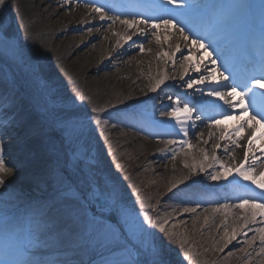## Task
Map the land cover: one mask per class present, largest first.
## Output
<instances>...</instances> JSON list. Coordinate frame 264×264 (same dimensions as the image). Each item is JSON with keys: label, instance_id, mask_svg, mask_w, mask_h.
Wrapping results in <instances>:
<instances>
[{"label": "snow or ice", "instance_id": "1", "mask_svg": "<svg viewBox=\"0 0 264 264\" xmlns=\"http://www.w3.org/2000/svg\"><path fill=\"white\" fill-rule=\"evenodd\" d=\"M73 3L76 8L83 6L88 9V17L92 20L98 18L109 22L107 26L110 29L117 23L121 26L120 31L113 33L119 37L115 45L117 49L125 44L129 47L135 45L143 55L148 41L133 40V37L151 34L163 49L159 29L165 30L164 41L169 39L168 30L174 29L179 34V40L170 45L169 50L158 53L156 58L163 60L164 68L157 69L148 88L151 93L160 92L156 99L161 103L164 99L171 102L164 105L159 113L164 119L155 121L157 127L166 131L155 133L153 138L160 136L162 138L157 139V143L166 148L171 146L173 159L181 152L186 157L191 156V162L185 159L183 164L188 169L187 174L179 179L174 178L167 185V193H171L169 199L179 198L184 193L185 189L181 185L191 187L188 181L192 185L200 183L193 178L202 174L208 181H224L234 189H241L242 195L231 203L224 202L212 209L214 213H221L225 217L217 229L218 233L222 230L223 234L213 238L212 246L214 250L222 252L240 235L244 239L237 242L246 247L239 250L244 253L248 264L253 255L264 258V227H250L264 225V159L258 157L254 149L257 139L264 144V131H261L264 130V91H260L264 89V48L259 60L253 61L252 73L243 82H236L237 77L229 69L227 61L220 65V56L213 57L209 51L213 48L214 33L209 31L205 36L200 30L193 32L186 29L184 21L192 24L191 17L197 11V5L192 0H158V7L164 14L151 18L146 13L121 10L124 5H97L94 0H60V6L67 5L69 9ZM16 6L15 0H0V48L13 50L18 62L28 65L31 79L37 80L39 76L36 66L25 59L23 38L13 31L14 24L19 27L18 16L14 17L10 11ZM260 9L264 15V0H260ZM92 30L89 28V33ZM181 43L188 49V54L182 56L177 71L176 53L181 52ZM193 48L197 52L207 53L209 62L206 63L201 56L199 62L194 63ZM147 51L151 52V49ZM169 62L172 73L168 71ZM201 64L204 72L186 79L190 71L199 73ZM169 81H181L178 87L185 89V92L168 94L165 86L168 89L177 87V84H170ZM257 97L260 102L254 103ZM76 99L83 102L86 97L81 93ZM72 103L75 106V100ZM104 111L106 109L95 106L91 107L90 112L82 114L69 109L55 86L47 81L34 92L28 80H9L7 76L0 78V189H3L0 191V200L21 201L26 196L13 183L6 184L5 178L12 176L14 170L20 173L18 179L25 178L32 191L40 193L39 211L29 214L26 228H15L18 239L22 232L27 233V241L20 250L23 258H15V253L6 249L0 251V264H172L169 259L170 244L179 245L184 260H193L194 250L189 246L187 237L175 231L177 225L173 223L169 228V217L154 220L147 211L140 213L132 205L121 204L115 181H112L109 196L98 199L99 193L95 187L101 182V161L98 154H92L89 141L94 131L93 122L97 126L109 123L110 117L101 118L100 114ZM224 120H234L237 124L232 131H228L220 127ZM166 121L174 122L170 130ZM197 121L212 130L208 132V140H203V131L196 137L202 144L212 140L216 136L215 130L219 128L217 139L234 145L232 154L227 155L230 163L216 154L221 148L219 143L213 145L211 152L202 147L195 154L185 151L193 148L188 137L197 126ZM112 126L117 127V124L113 122ZM246 130V150L243 158L235 162V149L243 147L240 134ZM258 131H261L259 138L256 135ZM169 136L179 138H167ZM12 138L16 139L23 157L21 167L5 163L4 141ZM104 139L111 148L109 138L105 136ZM258 150L264 154V147ZM160 151L163 153L165 148ZM223 153H229L227 145ZM117 167L123 170L122 165ZM25 169L29 170L27 176H24ZM233 174L236 179L230 180ZM138 202L142 209L154 208L152 205H144L142 201ZM233 209L247 211L238 213L230 224L228 213ZM109 211L114 214L105 215ZM197 211L196 207H185L181 214H196ZM208 219L204 217L205 227H208ZM151 229H158L163 237H157ZM249 232L254 233L250 239ZM50 244L63 249L60 258L45 259L37 255V250L49 247Z\"/></svg>", "mask_w": 264, "mask_h": 264}, {"label": "bare ground", "instance_id": "2", "mask_svg": "<svg viewBox=\"0 0 264 264\" xmlns=\"http://www.w3.org/2000/svg\"><path fill=\"white\" fill-rule=\"evenodd\" d=\"M123 1L133 2V0ZM194 3L196 4L197 2ZM15 4L17 6L13 7L12 14L14 17L18 16V23L19 25L21 24L19 29L21 31L17 27H14V30L18 33L19 37L22 35L28 40L25 43V48H23L24 56L28 62H33L28 55L29 50L34 52L35 59L37 58L34 62L39 67L37 73L42 82H45L43 81L45 80L43 74L45 71L40 62L45 58L51 67L49 82L56 80L61 83L58 86V93L65 101L76 99L82 92L86 97L82 105L84 108L90 110L91 107L95 106L106 109V111L100 114L101 118L109 115L107 111L112 105L117 109V112L124 115L123 118H119L116 121L117 127H109L104 134V137L107 136L111 142L121 146L119 158H121L122 162L127 164H148L151 162L156 176H159L162 181H166L167 184H170L174 178L179 179L181 176L187 174L188 169H185L183 164L185 159L191 162V156L186 157L184 152H181L173 159L171 146L166 148L165 145L157 143V139L162 138L160 136L153 138L155 133H162V131H153L151 128L146 127V125L141 127L134 122V117L136 116H143L152 121L163 120L164 118L159 113L164 105L171 103L167 99H164L163 103H161L159 99H156L160 95V92L151 93L148 91V88L153 82L152 78L156 76L157 69L163 70L164 68L163 60L156 58L158 53L161 50H169V46L174 45L179 40V34L174 29L168 30L170 35L167 41H164L165 30H158L163 43V49H161V45L155 42L151 34L133 37V40L148 41L145 43L146 51L141 55L138 47L135 45L129 47L128 44H125L124 47L117 49L115 45L119 37L113 33L120 31L121 26L117 23L110 29L107 26L109 22L100 21L98 18L92 20L88 17V9L83 6L76 8L73 3L70 9L67 5L61 7L60 0H15ZM207 16L208 14H205L203 18ZM89 28L93 29L91 33L88 31ZM148 49H151V52H148ZM214 49L215 47L209 51L212 52L213 57H216L218 56L217 50ZM186 54H188V49L181 43V52L176 53L177 71L179 70L182 56ZM201 56H203L206 63L209 62L207 53L197 52L193 48V62L198 63ZM39 59L40 61H38ZM219 64L223 65L221 60ZM27 67L28 65L24 66V68ZM210 67L214 66L210 65ZM168 71L170 73L173 71L171 62H169ZM203 72L204 67L201 64L200 72L190 71L189 77H186V79L199 76ZM169 83L177 84V87L168 89L165 86L168 94L175 95L185 92V89L178 87L179 83H182L181 81H169ZM89 100L91 103H89ZM212 114L215 115V113ZM240 122L242 123L243 121ZM165 123L169 126H174V122L166 121ZM236 124L237 122L234 120H224L220 127L232 131ZM196 125L190 131L188 137L193 148L186 149L185 151L195 154L197 149L202 147L211 152L213 145L219 143L221 148L216 151V154L221 156V159L225 160L226 163H230L231 161H228L227 155L232 154L234 145L217 139L220 129L215 130L216 136L212 140H209L207 144H202L201 140L196 137H199V133L203 131V140H208V132L212 130L203 126L200 121H197ZM261 131L256 133L258 138L261 135ZM240 135V143L243 147L235 149V162H239L243 158L246 150L247 130ZM4 143L6 165L21 167L23 157L18 150L16 139H5ZM225 145L229 147L228 154L223 153ZM176 147L179 150L178 146ZM260 147H264V144L257 139L254 142L256 155L264 159V154H261L258 150ZM162 148H165L163 153L160 151ZM15 158H18V160ZM156 160H158V163H155ZM256 163L259 164L260 161L257 160ZM28 171V169L24 170V176H27ZM18 176H20V173L14 170L13 175L5 179L19 187H31L25 178L21 177L18 179ZM193 179L205 182L206 184L209 183V185L204 186L206 189H203L199 184L191 187L180 186L186 187L190 191H197V194H199L195 197L197 203L194 202L198 211L196 214L191 215L196 216L197 221L204 219L205 216L209 218L208 229H205L203 234H200L197 241L198 245L205 246L208 232L212 231L211 228H214L218 235L223 234L222 230L218 233L217 229L225 217L221 213H214L212 211V209L218 207L215 204L221 201L226 202V200H229L228 202L231 203L237 197V194H235L236 191L229 193L232 185L224 181H208L204 174ZM229 179H236L235 175L233 174ZM187 183L190 184L192 182L188 181ZM209 203L214 205H210ZM181 207L183 209L186 206L180 205L176 209L175 207L170 208L171 210L165 215L163 214L160 219L166 216L171 219L178 218L182 212L179 213L177 210H181ZM206 208L208 209L207 212L204 211ZM246 211V209L230 210L228 213L229 223L232 224L234 222L233 218L238 213L243 214ZM257 219L259 220L260 217H257ZM180 223L184 225V222L181 221ZM179 226L182 225L179 224ZM255 226L264 227V225H250V227ZM168 227L171 228L172 225L168 224ZM182 230H185V227ZM191 237L190 234L189 239ZM257 244L259 245V239H257ZM226 264H231V259H228Z\"/></svg>", "mask_w": 264, "mask_h": 264}, {"label": "rangeland", "instance_id": "3", "mask_svg": "<svg viewBox=\"0 0 264 264\" xmlns=\"http://www.w3.org/2000/svg\"><path fill=\"white\" fill-rule=\"evenodd\" d=\"M12 10L13 8L10 10L11 13ZM13 31L15 32L14 28ZM20 37L23 38V49L25 48V43L28 40H26L22 35H20ZM28 57L33 61H29L28 63L35 64L37 71L39 67L34 62L37 59H35L34 52L29 50ZM38 61H40V59ZM40 65L44 68L45 71V73H43L45 80L43 81L49 82L51 69L50 64L44 58L40 62ZM24 66L26 65L18 62V60L16 59V53L13 50L0 48V78L7 76L9 80L19 79L22 82L28 80L31 84V90L35 92L39 89L43 82L40 78L37 80H32L30 77L29 67L24 68ZM49 83L53 84L57 91H59L58 86L61 84L59 81L52 80ZM73 100H75V106H73ZM62 101L65 102L66 106L69 109H73L77 113L82 114L84 112H90V110L82 106L83 102L79 101L78 99L65 101V99L62 98ZM107 113H109V115L105 116L104 118L110 117L109 123L107 125L101 124L97 126L93 122L92 127L94 131L92 132L89 141L92 154H98L101 161V182L95 187V191L99 193L98 199H103L104 197L109 196L112 190V181H115L116 189L121 197L120 203L132 205L135 207L136 211L140 213L147 211L150 215L153 216L154 220L160 218L163 214L165 215L171 210L170 208L173 207H175V209L180 205L189 208L195 207L194 202L197 203L195 197L199 194H197V191H190L188 188H185L184 193H181L179 198L169 199V196H171V193H167V185L169 184H167L166 181H162L159 176H156L152 169L153 164L151 162L148 164H127L122 162L121 158H119L121 146L111 142V148H109V143L104 139V134L109 127H113V122L116 123V121L119 118H123L124 115L120 112H117V109H115L113 105L108 108ZM92 115L94 116L95 114L93 113ZM144 118L145 117L143 116H136L134 117V122L141 127H143V125H146L147 127L156 128L155 123H150L149 120ZM113 157H115V159ZM15 159L18 160V158ZM155 163H158V160H156ZM117 165H122L123 170L121 168H118ZM7 183L11 182H8L6 180V184ZM24 184H26V182H24ZM197 184H199V186L201 187L209 185V183L206 184L205 182H200ZM189 185L193 186L192 183H190ZM13 186L18 190L26 193V196L21 201L0 200V251L11 249L15 253V258L22 259L23 257L20 254V250L23 243L27 241V233L22 232L21 238L18 239L17 235L15 234V228H26L28 224L29 214L39 211L40 193L33 192L31 187H19L14 184ZM137 190H139L138 195ZM0 191H3V189H0ZM235 191H237L235 193L237 194V197L242 195L241 189H234L233 187L229 190V193H234ZM138 201H142L146 206L152 205L154 206V208L145 207L142 209L141 204ZM157 201H159V203H157ZM228 201L229 200H226V202ZM224 202L225 201H221L218 204H215V206H220V204ZM182 210L183 209L181 207V210L177 211L181 213ZM5 218H7V223L5 222ZM181 221L184 222V225L180 223ZM173 223L177 225L175 231H177L178 235L187 237L188 244L193 248L194 251L193 260L190 262L188 260H184V254L180 251L178 244H170L169 247L171 248V252L169 254V259L172 261V264H206V262L207 264H226V261H228V259H231V264H248V262L244 259V253L239 250L240 246H242V248L246 246L237 242L244 239L243 236L238 235L237 240H233L232 243L228 244V246L225 247L221 252L218 250H214L212 246L213 238H219V236H222L218 235L215 232L214 228H211L212 231L210 230L208 232V238L206 239L205 246L197 244L198 238L201 234V230L204 231L205 229H208L204 226V219H200L199 221H197L196 216L184 213L181 214V216H179L178 218H169V224L172 225ZM179 224H181L182 226H179ZM183 227H185V230H182ZM151 231L155 232L157 237H163V234L159 233L158 229H151ZM190 234L192 237L189 239ZM253 235L254 233L249 232L248 238H251ZM258 250L259 249L257 244V251ZM248 251H251V249H248ZM62 252L63 249L57 248L55 244H50L49 247L37 250V255L45 259H57L61 257ZM230 252L234 253V255H228ZM250 264H264V258L258 255H253L250 260Z\"/></svg>", "mask_w": 264, "mask_h": 264}]
</instances>
